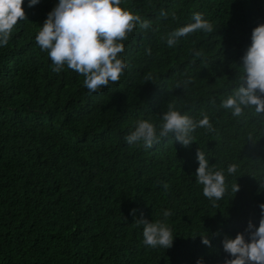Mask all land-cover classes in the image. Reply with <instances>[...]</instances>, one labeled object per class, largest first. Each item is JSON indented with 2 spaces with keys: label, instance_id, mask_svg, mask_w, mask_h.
Instances as JSON below:
<instances>
[{
  "label": "trees",
  "instance_id": "obj_1",
  "mask_svg": "<svg viewBox=\"0 0 264 264\" xmlns=\"http://www.w3.org/2000/svg\"><path fill=\"white\" fill-rule=\"evenodd\" d=\"M57 3L23 0L27 20L0 47V264H224L232 257L223 240L247 241L264 204V112L221 107L238 86L252 30L264 24V0H122L150 27L129 34L123 75L94 93L66 66L52 71L36 44ZM197 12L213 32L169 47V34ZM169 106L206 116L213 129L197 128L188 147L174 134L150 149L127 143L137 120L158 126ZM197 151L224 173L218 201L196 181ZM139 219L166 221L173 246L144 245Z\"/></svg>",
  "mask_w": 264,
  "mask_h": 264
},
{
  "label": "clouds",
  "instance_id": "obj_2",
  "mask_svg": "<svg viewBox=\"0 0 264 264\" xmlns=\"http://www.w3.org/2000/svg\"><path fill=\"white\" fill-rule=\"evenodd\" d=\"M37 3L39 0H28L29 7ZM121 3L122 0H58L35 35L37 46L51 60L52 71L60 73L66 66L78 73L84 77L83 85L89 93L118 82L127 67L121 55L123 42L137 25L141 29L150 27V21L122 8ZM22 4L23 0H0V47L7 46L17 23L27 20ZM160 15L167 13L161 11ZM192 20L194 22L169 34V47L194 32H213V24L204 19L202 13H193ZM146 51L150 54V49ZM194 54L202 55L200 51ZM241 59L238 86L222 101L221 107L231 110L234 116H242L247 108L259 114L264 112V24L252 30L250 46ZM146 80H151V76ZM197 128L212 130L213 126L206 116L197 121L169 106L160 116L158 126L149 120H137L125 140L128 144L142 143L145 149H150L161 139L174 134L177 142L188 147L194 141L192 133ZM196 155L199 162L196 181L203 186V195L210 201L222 199L226 192L223 171L211 168L202 152L197 151ZM227 172L235 174L237 166L229 165ZM164 188L167 189V184ZM232 191L238 192L239 185L235 184ZM259 207V225L256 227L249 221L247 241L241 233L234 239L223 240V250L232 257L224 264H264V204ZM170 215L168 210L163 212L165 218ZM135 222L137 226L143 225V244L147 247L169 249L173 246L174 236L166 221L139 219ZM201 239L203 244L210 246L205 236ZM196 264H202V261L197 260Z\"/></svg>",
  "mask_w": 264,
  "mask_h": 264
}]
</instances>
